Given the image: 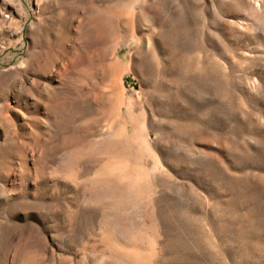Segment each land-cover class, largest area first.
I'll list each match as a JSON object with an SVG mask.
<instances>
[{
  "label": "rangeland",
  "instance_id": "374dc122",
  "mask_svg": "<svg viewBox=\"0 0 264 264\" xmlns=\"http://www.w3.org/2000/svg\"><path fill=\"white\" fill-rule=\"evenodd\" d=\"M0 264H264V0H0Z\"/></svg>",
  "mask_w": 264,
  "mask_h": 264
}]
</instances>
